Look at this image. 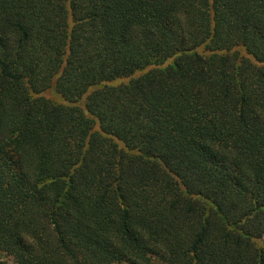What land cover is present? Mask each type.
I'll use <instances>...</instances> for the list:
<instances>
[{
    "label": "trees",
    "instance_id": "1",
    "mask_svg": "<svg viewBox=\"0 0 264 264\" xmlns=\"http://www.w3.org/2000/svg\"><path fill=\"white\" fill-rule=\"evenodd\" d=\"M0 250L264 264V0H0Z\"/></svg>",
    "mask_w": 264,
    "mask_h": 264
},
{
    "label": "rangeland",
    "instance_id": "2",
    "mask_svg": "<svg viewBox=\"0 0 264 264\" xmlns=\"http://www.w3.org/2000/svg\"><path fill=\"white\" fill-rule=\"evenodd\" d=\"M51 98L55 99V100H59L58 95L56 94H51ZM0 264H17L13 258L7 256L5 253H3L0 250Z\"/></svg>",
    "mask_w": 264,
    "mask_h": 264
}]
</instances>
